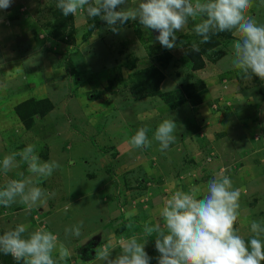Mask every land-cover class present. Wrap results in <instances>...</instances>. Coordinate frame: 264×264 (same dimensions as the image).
<instances>
[{
	"label": "rangeland",
	"instance_id": "rangeland-1",
	"mask_svg": "<svg viewBox=\"0 0 264 264\" xmlns=\"http://www.w3.org/2000/svg\"><path fill=\"white\" fill-rule=\"evenodd\" d=\"M138 2L128 0V6ZM56 3L57 0H13L7 11H0L3 17L0 23V160L31 144L41 161L56 160L61 165L57 169L60 175L55 170L38 185L55 192L45 204L34 207L30 213L19 203L0 207V235L24 224L28 226L25 236L43 228L57 235L58 243L65 244L72 238L65 237V228L83 221L82 232L101 234L99 248L111 243L114 251H121L116 241L133 235L140 238L142 223L136 220L135 227L129 230L126 226L129 221L123 219L118 205L123 207L136 201L141 204L142 213L156 206L158 213L152 208L154 221H143L155 224L163 201L179 190L175 181L190 177L195 184L207 186V180L217 174L239 176L241 167L244 173L237 182L242 185L237 188H243L245 197L243 202L240 200L241 215L235 227L242 238L249 239L251 222L264 223V139L254 149L250 144L237 145L240 151L234 159L229 158L231 153L224 154L225 141L218 146L222 159H217L216 154L197 152V146H204L203 136L206 137L203 124L217 125V138L226 139L225 144L229 145L232 140L243 138L237 136L242 128L237 119H243L245 124L251 122L260 107V118L264 120V81L258 77L251 81L243 79L231 64L232 45L239 37L219 33L211 37L216 42L214 46L200 44V52H204L201 53L203 66L193 70L187 66L191 60L187 53L194 41L199 44L200 37L192 30L199 18L177 32L176 48L166 50L155 42L158 33L144 30L138 21H129L115 35L99 17H88L84 9L78 10L75 16L65 17ZM248 15L258 24H264V0H253ZM91 24L95 27L90 28ZM148 69L152 77L146 76L144 80L137 75ZM224 80H228L226 85ZM154 81L158 83L157 89L152 87ZM28 100L36 101L40 108L47 105L49 109L44 115L32 116L30 130L15 112L17 106ZM165 119H174L177 124L176 139L170 147H176L180 156L183 148H191L190 154L180 160L192 173L185 172L178 177V173L171 172L173 179L169 183L175 185L164 192L160 187L163 180L150 174L136 175L133 158L118 166L116 154L117 146L128 142L141 127L149 129L147 135L155 146L138 151L144 155L149 149L158 151L159 144L152 137ZM262 135L258 134L259 138ZM209 157L219 160L218 173L212 172L214 169L209 165L213 160L209 163ZM123 165H128L129 170L118 173L119 168H127ZM27 167L20 162L18 168L7 174L0 172V189L10 179H22L20 173L30 176ZM107 186L114 191L111 202L116 205L113 203L115 208L109 212L106 209L109 220L102 221L96 219L99 215L96 202L100 204ZM200 188L203 191L206 187ZM140 199L144 201L139 203ZM68 203L72 206L65 211ZM154 240V236L149 237L145 248L153 257L151 264H157L155 257L159 255ZM72 245L65 244L70 251ZM72 256L71 251L65 264H70ZM0 264L16 262L10 255L0 254Z\"/></svg>",
	"mask_w": 264,
	"mask_h": 264
},
{
	"label": "clouds",
	"instance_id": "clouds-1",
	"mask_svg": "<svg viewBox=\"0 0 264 264\" xmlns=\"http://www.w3.org/2000/svg\"><path fill=\"white\" fill-rule=\"evenodd\" d=\"M13 0H0V11H7ZM56 7L63 16H75L86 10L88 17H99L113 34L119 35L129 21H138L146 31L158 33L155 42L166 50L177 47V32L190 21L199 18L193 31L200 37L191 48L200 52V44L211 42L219 33L238 36L232 47V67L243 79L258 77L264 81V24L248 15L253 0H139L128 6V0H57ZM3 17L0 16V23ZM95 25L91 24L90 28ZM177 124L174 119L163 120L155 129L152 139L159 150L166 152L175 142ZM264 127V125H261ZM147 127L139 128L128 143L133 150L146 149L151 141ZM17 157L20 161H17ZM27 164L30 176L10 179L0 189V207L15 203L26 206V212L42 206L55 192L38 186L61 167L56 160L41 161L35 146L29 144L22 151L12 152L0 160V172H8ZM241 190L233 186L228 175L217 174L207 180L205 190L192 186L188 191L176 190L163 201L155 224L142 223L141 237L121 238L116 243L121 252L114 256L110 244L96 248V255L104 264H151L153 259L145 250L148 238L153 237L157 264H262L264 262V223L252 221V236L245 240L236 230L240 213ZM72 205L66 204L65 211ZM132 213L128 214L127 228L135 227ZM83 221L65 228V237L80 238ZM28 226L18 224L13 230L0 235V254L11 256L16 264H65L71 255L69 248L58 243L57 235L43 228L28 233ZM142 239V242H140ZM54 253L57 255L54 257Z\"/></svg>",
	"mask_w": 264,
	"mask_h": 264
},
{
	"label": "crops",
	"instance_id": "crops-1",
	"mask_svg": "<svg viewBox=\"0 0 264 264\" xmlns=\"http://www.w3.org/2000/svg\"><path fill=\"white\" fill-rule=\"evenodd\" d=\"M223 85H226V82H228V80H224L223 81ZM237 88V87H235ZM238 105V104H237ZM260 107L257 109V114L256 117L251 121L248 122L247 124H245V122L243 121V119H237L239 123H241L242 128L239 130L240 132L238 133L237 136L239 137H243L241 140H232L229 145L225 144L226 143V139H218L216 133V129H217V125H214L213 127H210L209 124H203L201 125L202 127V131L205 133L206 137L203 136V144L204 146L200 145L197 146V152L199 153H204L207 155H213L216 154V158L217 159H222L223 155L221 152H219L218 146L219 143H223V141H225V143H223L224 145H227L225 147L226 152L224 154L227 153V155L230 156L229 158L234 159L240 150L237 149V145L242 146V145H248L250 144L252 149H254V145H261L263 139H264V135H262L261 138H259L258 134H263L264 133V127H261V125H264V120H261L260 118ZM252 119V117H251ZM200 127V128H201ZM213 131V133H212ZM198 133L195 134V136ZM244 135H246L244 137ZM248 135V136H247ZM237 136L235 138H237ZM201 138V137H200ZM259 138V139H258ZM188 142L191 143V137H188ZM193 139H195L193 137ZM260 140V141H259ZM125 141H123V145L122 143H120L119 147L117 146V154H116V160L118 162V166L119 163L121 162H125L126 159H131L133 158L135 160V163L133 164V169L134 171L137 173L136 175H141L143 174L144 176L149 175L150 176H154L156 179L158 178L159 180H163V184L160 186L161 189H168V188H172V185L175 184H170L169 182L170 179H173L172 177H170L169 174H171V172L173 173H178V177L182 174V173H189V175L192 173V170H188L187 168L185 169V166H182L181 162L182 160H180L181 157H185L186 154H190L191 148L190 150L186 148H183V150H181V155H179V152L176 153V147H173L175 149H173L172 147H170L166 152H161L159 149L158 151H156V149H149V152L147 153V155H144L142 152H139L138 150H133L130 146V144L126 141V143L124 144ZM192 144V143H191ZM150 145H154V144H150ZM199 145V144H198ZM155 146V145H154ZM181 146V145H179ZM181 148V149H182ZM256 152V151H255ZM254 152V153H255ZM198 153V154H199ZM251 154V153H250ZM248 153V155H250ZM226 155V156H227ZM210 159V157H209ZM217 159H210V162L212 161V164L209 165L210 167H212V169H214V171L212 172H217L220 169L219 166V160ZM247 160V158H245ZM123 166H127V168L125 167H121L119 168V170L117 171L118 173H121V171L125 174L127 170H129L128 165H123ZM203 166H201L202 168ZM60 170V169H58ZM57 170V172H59ZM61 172V171H60ZM59 172V175H60ZM203 172V171H200ZM206 172V171H205ZM241 172L239 176L235 175L233 178H231L232 182H233V186L235 188H237V185H242V184H238L237 179L241 176V174L244 173V171L241 169V167H239V171ZM206 174V173H205ZM142 175V176H143ZM188 176V175H186ZM184 176V177H186ZM176 177V176H175ZM209 177V176H206ZM183 178V177H182ZM210 178V177H209ZM242 178V177H241ZM239 178V179H241ZM186 179V178H185ZM185 179H183L185 181ZM183 180H177L175 181L179 187V190L182 188L184 191H188V189L192 186H198V187H206L203 186L205 185V183H201L200 185L195 184V180L193 178H187L186 181L184 182ZM181 183V184H178ZM181 186V188H180ZM114 188V186H113ZM106 192L104 197L102 198V201H100V204L98 203V201L96 202L97 207H99L98 211H99V215H97L96 219H100V220H109V218H107V213L109 211H111L114 207L113 203L116 205V202H111L112 199V193L114 191L110 190V186L106 187ZM203 189V188H202ZM206 189V188H205ZM239 189L241 190V197L240 200L241 202H243L242 200H244L243 198L245 197L244 194L242 193L243 188L239 187ZM245 189V187H244ZM114 190V189H113ZM165 192V190H164ZM139 203H142V201H144L143 199L139 200ZM95 204V205H96ZM145 206L148 205L145 204ZM117 208H119L120 210V214L123 215V219L128 220V214L132 213V221H134L135 224L136 220L143 223V221H154L152 215H154V211L152 208H154V210L158 213V209L156 208V206L154 207H149L148 210L146 211L147 213H142L143 211L141 210V204L139 206L138 202H134L132 201L131 204L129 205H124L123 207H121V205L117 206ZM108 212H107V210ZM106 210V211H105ZM118 210V209H117ZM145 214V216L143 215ZM149 217V218H148ZM151 217V218H150ZM152 219V220H151ZM82 236L80 238H75L72 237L71 240L69 241V243H65L67 245L73 244L71 247V251L72 254L74 255L72 261L70 262V264H104V262L98 257L96 256L95 253V249L99 248L100 246V242H102L101 240V234H88L90 232H82ZM71 237V236H70ZM121 251L117 250V251H113L112 255L113 257L118 255ZM99 258V260L97 261V259Z\"/></svg>",
	"mask_w": 264,
	"mask_h": 264
},
{
	"label": "trees",
	"instance_id": "trees-1",
	"mask_svg": "<svg viewBox=\"0 0 264 264\" xmlns=\"http://www.w3.org/2000/svg\"><path fill=\"white\" fill-rule=\"evenodd\" d=\"M216 44V42L211 41L209 43V47H212ZM201 53L204 52H193L188 51L187 56L188 58H190V62H187V66H189L191 69L195 70L198 69L200 67L203 66V61L201 58ZM138 76L140 75L144 80H146V76L148 77H152L153 73L150 69L148 70H144L143 72L137 74ZM136 75V76H137ZM137 76V77H138ZM158 86V83H156L155 81L152 84V87L154 89H157L156 87ZM47 111H49L47 105H45L43 108L38 107V103L36 101L33 100H28L26 102H23L21 105L17 106L15 109V112L18 116V118L20 119V121L22 122L23 126L26 129H32V116L35 114H39V115H44L45 113H47Z\"/></svg>",
	"mask_w": 264,
	"mask_h": 264
}]
</instances>
